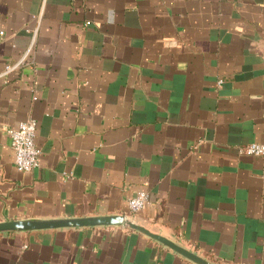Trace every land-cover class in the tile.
Here are the masks:
<instances>
[{"label": "crops", "instance_id": "1", "mask_svg": "<svg viewBox=\"0 0 264 264\" xmlns=\"http://www.w3.org/2000/svg\"><path fill=\"white\" fill-rule=\"evenodd\" d=\"M29 119L40 165L20 172L9 131ZM252 143L264 0H0V223L125 216L209 264H264ZM0 264L197 263L97 226L0 232Z\"/></svg>", "mask_w": 264, "mask_h": 264}, {"label": "built area", "instance_id": "2", "mask_svg": "<svg viewBox=\"0 0 264 264\" xmlns=\"http://www.w3.org/2000/svg\"><path fill=\"white\" fill-rule=\"evenodd\" d=\"M9 70L12 67L8 68ZM38 122L29 119L21 122L17 128L9 131L11 147L15 152V165L20 172H31L40 165V150L36 145ZM240 154L264 156V144L252 143L239 149ZM148 201L146 192H140L128 202L131 213L141 211Z\"/></svg>", "mask_w": 264, "mask_h": 264}, {"label": "water", "instance_id": "3", "mask_svg": "<svg viewBox=\"0 0 264 264\" xmlns=\"http://www.w3.org/2000/svg\"><path fill=\"white\" fill-rule=\"evenodd\" d=\"M97 226H124L131 229L138 230L147 234L148 236L158 240L177 253L185 256L197 264H209L207 261L199 258L195 254L179 247L173 242L151 234L147 230L139 227L125 216H102V217H86V218H71L59 220H20L12 222L0 223V232H22V231H38V230H55L63 228H84V227H97Z\"/></svg>", "mask_w": 264, "mask_h": 264}]
</instances>
